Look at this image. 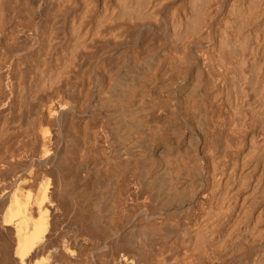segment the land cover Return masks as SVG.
Listing matches in <instances>:
<instances>
[{
    "label": "bare ground",
    "instance_id": "6f19581e",
    "mask_svg": "<svg viewBox=\"0 0 264 264\" xmlns=\"http://www.w3.org/2000/svg\"><path fill=\"white\" fill-rule=\"evenodd\" d=\"M24 51L32 119L21 85L14 119L39 120L35 152L87 187L73 244L91 258L66 239L61 264H264V0H0V95ZM53 169L9 201V264H30L49 208L71 205Z\"/></svg>",
    "mask_w": 264,
    "mask_h": 264
},
{
    "label": "rangeland",
    "instance_id": "374dc122",
    "mask_svg": "<svg viewBox=\"0 0 264 264\" xmlns=\"http://www.w3.org/2000/svg\"><path fill=\"white\" fill-rule=\"evenodd\" d=\"M37 47L38 46L36 44L34 46V49H36ZM27 54H28L27 51L20 53V55L22 56V60L20 61V68H21V71L23 70L21 76H19V77L12 76L10 74L12 66H9V65L3 71L6 74L3 73L5 78L2 81V86L6 87V90H8V91L6 94L0 95V105H2V106H0V128H1L0 129V264H9L12 260L13 255H15L14 254L15 253V246H16V242H17V239L15 238L16 237L15 230H16V226H17V221L15 222L16 224L15 223H12L9 225L3 224V217L5 215L7 208H8L9 201H10L13 193L16 190L21 189V193L23 195L24 194L30 195V196L32 195L31 197L34 198L37 195L40 187L44 186L48 182V179L50 177V174H51V171L53 168L56 169L55 172L57 171L56 172L57 173L56 180L58 181L57 184H59V185H57L58 188L56 189V192H57L56 194L58 195L59 198L60 197L67 198L70 201L71 205L70 206L64 205V208H63V205L49 208V214H48L49 219H48V221H49V224H51L50 235H48L46 240L33 251L32 256L30 255L28 257V261L31 260V261H29L30 264H36V263L39 264V263H41V261H44L50 255V256H52V258L53 257L56 258L54 260H51L53 262L52 264L60 263L59 258L61 255H59V254L63 255V253H64L63 245L61 246L60 244H63V242L66 241V239H72V241L70 240L72 246L70 245L69 251H71L72 249L75 250V253L77 251L76 255L74 254L76 256L75 259H78V260L81 259L82 260L85 255H87L90 259L91 258L90 255H88L86 252H84L79 246L76 247V245H74L75 243L73 244V242H75L76 239H78V241H80L81 235L83 234L82 224H80L82 222L80 221L81 219L79 218V216L81 215V212H83L82 207L84 205V202H83L84 198L80 192H82L83 189L87 188L86 185L84 184L83 180H81L82 178H80L79 175H77V178H76V175H73L71 180L69 179V181H65L63 178V174L60 170L61 167L59 165V160L57 161V158L53 157V159H51V160L46 159V158L44 159L43 157L40 158V155H39L40 151H38V150H40V144L35 141V138H36L35 133L39 130V127H40L39 126L40 125L39 120L36 121L37 126H35V129H36V127H38L37 128L38 130L36 129V131H34L35 130L34 128L32 129L28 125L27 126L24 125V123H23V125H24V127H23L21 122H18L14 119V115L16 114V112H15L13 105L10 106V99L12 98L11 96L13 95L12 91L18 87L17 85H21V87H24V95H25L24 97L26 98V106L23 107L24 111H25L24 115H25L26 120L32 119V118H30L31 112H28V111H30L29 99L32 100L31 97H33V96H30L32 93L29 92V90L26 88V80L32 74L31 73L32 67L30 66V64L28 62H26L27 61ZM21 64L24 66H22ZM36 71L38 73H40V75L41 74H42V76L44 75L43 73H41L43 71V67H39V69H36ZM27 74H30V75H27ZM16 79H17V81H16ZM5 80H6V82H5ZM9 90H10V92H9ZM4 103H5L6 107H3ZM7 103L9 104V106ZM45 115H47V114L45 113ZM43 119L44 118H42L41 121L45 123L46 120L45 119L43 120ZM46 119H47V116H46ZM57 119L58 120L55 119L53 121L54 122L53 127L54 126L55 127H54V129L52 128V131L54 130V132L52 134V138H53V141H55V142L62 140V138H61L62 135L57 136V134H60V132L62 130L61 126H63V124H64V118L63 117H59ZM4 120H5V123L3 122ZM38 122H39V125H38ZM5 124H6V126H5ZM17 124H19V125H17ZM20 126H22V128ZM20 128L22 130H20ZM30 129H31V131H30ZM38 144H39V146H37ZM36 146L38 148H36ZM35 151H38L39 153H37ZM17 152H19V154ZM22 152H23V154H24V152H26V153L23 155ZM32 153H33V155H32ZM4 154H6V155L4 156ZM8 154H10L9 156H12V157H9ZM49 161H51V162H49ZM67 190H69V191H67ZM80 197H82V198H80ZM73 198H75V199H73ZM62 199L60 198V200H62ZM92 203H94V202L93 201L90 202L91 208H93ZM47 204H45V207L49 206V203H47ZM61 210H63V211H61ZM32 215L35 216L36 212L33 211ZM78 224L81 225L80 226L81 228L78 227L79 226ZM52 229L53 230L55 229V230L53 231ZM81 231H82V234H81ZM64 235H66L65 237H67V238H65ZM69 235H71V236L74 235L75 238L74 237H73L74 239L69 238V237H71ZM60 238H62V239H60ZM61 240L63 242H60ZM59 246H61V247H59ZM56 249H57V251H56ZM80 254L83 256H81Z\"/></svg>",
    "mask_w": 264,
    "mask_h": 264
}]
</instances>
